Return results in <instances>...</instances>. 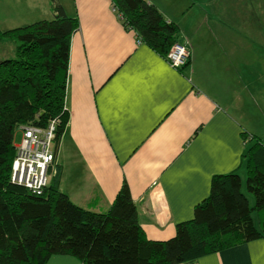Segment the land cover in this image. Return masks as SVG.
<instances>
[{
	"label": "crops",
	"instance_id": "1",
	"mask_svg": "<svg viewBox=\"0 0 264 264\" xmlns=\"http://www.w3.org/2000/svg\"><path fill=\"white\" fill-rule=\"evenodd\" d=\"M71 1L62 7L79 27L70 41L68 122L55 158L59 189L76 205L104 212L126 183L148 238L167 240L177 223L192 219L213 176L237 171L244 177L249 141L241 135L254 136L242 119L253 95L245 23L252 18L244 13L240 33L222 40L215 30L216 42L205 45L204 19L196 24L182 14L187 30L179 28V44L189 60L173 68L123 28L109 0ZM165 4L166 10L171 3ZM161 14L178 26L173 15ZM46 264L80 263L52 256ZM192 264H264V240Z\"/></svg>",
	"mask_w": 264,
	"mask_h": 264
},
{
	"label": "trees",
	"instance_id": "2",
	"mask_svg": "<svg viewBox=\"0 0 264 264\" xmlns=\"http://www.w3.org/2000/svg\"><path fill=\"white\" fill-rule=\"evenodd\" d=\"M109 2L123 28L164 59L179 44V27L153 4ZM52 13L50 21L0 31V42L16 45L15 58L0 62V264H46L52 256L72 257L80 264H192L264 240V144L256 136L241 135L252 142L242 155L248 196L241 191L237 171L213 176L208 196L194 207L192 219L177 223L172 237L164 241L146 235L126 183L107 211L95 212L76 205L59 189L57 171L49 179L68 122L70 41L79 27L77 17L67 15L55 0ZM50 123L55 124L54 160L46 187L36 195L10 180L16 156L13 138L17 128L46 131Z\"/></svg>",
	"mask_w": 264,
	"mask_h": 264
},
{
	"label": "rangeland",
	"instance_id": "3",
	"mask_svg": "<svg viewBox=\"0 0 264 264\" xmlns=\"http://www.w3.org/2000/svg\"><path fill=\"white\" fill-rule=\"evenodd\" d=\"M69 7L72 5L71 0H55ZM156 4L158 11L161 13L173 15L177 20L178 27L181 32L187 30V25L184 19H181L182 14L190 22L199 23V20L204 19L201 29L209 32V37L203 39V44H209L210 40L216 42L215 30L220 33L219 38L224 40L230 35L240 33L242 23L245 21L244 13L249 12L251 22H248V36L250 41L248 45L249 55L248 58L253 59L252 63V96L244 106L246 114L245 118L242 117L243 122L246 123L249 134L259 136L258 138L264 144V99L262 93L264 91V0H152ZM170 2V6L163 7L165 3ZM69 11H71L69 9ZM52 0H0V31L6 32L16 28H22L31 25L38 21H50L53 19L52 15ZM179 22V23H178ZM218 22L220 24L216 25ZM214 23V26H213ZM233 24L237 29H233ZM249 29H252L250 35ZM179 30V32H180ZM217 36V37H218ZM207 39V40H206ZM210 39V40H209ZM212 42V44H213ZM182 45V43H181ZM15 43L10 40H3L0 42V62L15 58ZM186 61L185 64H187ZM174 68V67H173ZM248 67V70L250 69ZM239 90L245 88V84H241V80L236 85ZM262 91V92H261ZM258 92V93H257ZM246 103V102H245ZM21 140V132L17 128L14 133L13 144L18 145ZM252 142L248 143V147ZM244 171V168L242 169ZM55 175V167L53 166L52 172L48 175L49 179ZM240 174L242 181V193L246 196L244 177ZM249 203L252 206V199L249 197ZM253 220L255 225L258 224V217L254 213Z\"/></svg>",
	"mask_w": 264,
	"mask_h": 264
},
{
	"label": "built area",
	"instance_id": "4",
	"mask_svg": "<svg viewBox=\"0 0 264 264\" xmlns=\"http://www.w3.org/2000/svg\"><path fill=\"white\" fill-rule=\"evenodd\" d=\"M165 60L171 67L180 68L189 60V51L185 45L176 44L170 48ZM54 125L50 123L46 131L27 126L19 128L22 136L20 143L16 145L10 180L36 195H40L46 187L47 170L54 160L52 152Z\"/></svg>",
	"mask_w": 264,
	"mask_h": 264
}]
</instances>
